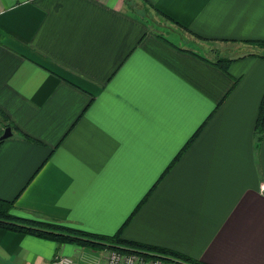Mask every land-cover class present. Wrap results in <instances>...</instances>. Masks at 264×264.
Instances as JSON below:
<instances>
[{
    "label": "crops",
    "instance_id": "crops-1",
    "mask_svg": "<svg viewBox=\"0 0 264 264\" xmlns=\"http://www.w3.org/2000/svg\"><path fill=\"white\" fill-rule=\"evenodd\" d=\"M142 1L170 24L125 0H0V197L107 234L134 211L125 238L264 264V0ZM81 252L0 227V264Z\"/></svg>",
    "mask_w": 264,
    "mask_h": 264
},
{
    "label": "trees",
    "instance_id": "trees-1",
    "mask_svg": "<svg viewBox=\"0 0 264 264\" xmlns=\"http://www.w3.org/2000/svg\"><path fill=\"white\" fill-rule=\"evenodd\" d=\"M256 42L264 46V39H258L256 40ZM228 60H231V58L221 57L215 59L214 62L223 65V68L226 69ZM5 126L16 128L15 124L0 109V133L3 130V127ZM263 128H264V93L259 103L258 114L255 123V130L257 131V134L260 135L261 132L263 131ZM191 139L192 137L189 140ZM2 141L3 140H0V144ZM184 147H186V145ZM172 163L173 162H171V164ZM171 164L167 166L166 170H168ZM147 196L148 193L144 196V198L141 200L140 203H142ZM140 203L137 205V207L140 205ZM12 206H13V200L0 197V227L33 234L40 237L49 238L57 242H74L80 245L96 246L101 249H117L121 251L132 250V251L143 252L145 254L149 253L153 255L174 257L191 264H207L199 259L193 258L187 254H184L180 251L174 250L172 248L163 245L142 242L139 240L123 237L121 235L123 227L128 222V219L132 216L134 211L131 213V215L127 218L125 223L120 228H118L114 233L107 234V233L92 232L56 220L19 216L11 211Z\"/></svg>",
    "mask_w": 264,
    "mask_h": 264
},
{
    "label": "built area",
    "instance_id": "built-area-1",
    "mask_svg": "<svg viewBox=\"0 0 264 264\" xmlns=\"http://www.w3.org/2000/svg\"><path fill=\"white\" fill-rule=\"evenodd\" d=\"M76 259L67 254L58 253L49 264H76ZM96 264H191L178 258L153 255L138 251L104 249L103 259Z\"/></svg>",
    "mask_w": 264,
    "mask_h": 264
},
{
    "label": "rangeland",
    "instance_id": "rangeland-1",
    "mask_svg": "<svg viewBox=\"0 0 264 264\" xmlns=\"http://www.w3.org/2000/svg\"><path fill=\"white\" fill-rule=\"evenodd\" d=\"M144 3L142 0H125V6L130 9V8H135L137 11H142V13L145 12L146 16L151 15L153 20L157 23L161 24H170L169 20L164 18L163 16L157 14L154 10H152L149 7H144ZM139 8V9H138ZM143 8H146L147 11H145ZM182 43V41H180ZM211 44H217V52L211 51V47H204L206 49L205 52H203L205 55L214 58L217 55L221 54H229V53H236L239 52L242 48L241 44H232V43H211ZM217 59V58H216ZM82 248V255L83 253H86V255L82 256L83 258H80L79 263L81 264H93L94 259L99 258L102 254V249L96 246H91V245H81Z\"/></svg>",
    "mask_w": 264,
    "mask_h": 264
},
{
    "label": "water",
    "instance_id": "water-1",
    "mask_svg": "<svg viewBox=\"0 0 264 264\" xmlns=\"http://www.w3.org/2000/svg\"><path fill=\"white\" fill-rule=\"evenodd\" d=\"M12 134V129L10 126H5L2 130V132L0 133V140H4L5 138H7L8 136H10Z\"/></svg>",
    "mask_w": 264,
    "mask_h": 264
}]
</instances>
